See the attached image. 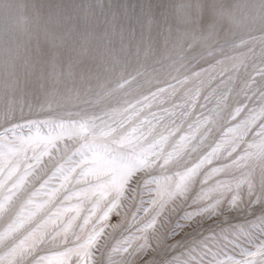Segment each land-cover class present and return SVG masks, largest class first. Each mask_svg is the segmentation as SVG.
I'll return each mask as SVG.
<instances>
[{
	"label": "snow or ice",
	"instance_id": "1",
	"mask_svg": "<svg viewBox=\"0 0 264 264\" xmlns=\"http://www.w3.org/2000/svg\"><path fill=\"white\" fill-rule=\"evenodd\" d=\"M15 7L0 264H264V0Z\"/></svg>",
	"mask_w": 264,
	"mask_h": 264
},
{
	"label": "bare ground",
	"instance_id": "2",
	"mask_svg": "<svg viewBox=\"0 0 264 264\" xmlns=\"http://www.w3.org/2000/svg\"><path fill=\"white\" fill-rule=\"evenodd\" d=\"M26 2V0H0V75L3 74L5 63L14 53L20 39V12L15 5ZM13 5L4 8L3 4Z\"/></svg>",
	"mask_w": 264,
	"mask_h": 264
},
{
	"label": "rangeland",
	"instance_id": "3",
	"mask_svg": "<svg viewBox=\"0 0 264 264\" xmlns=\"http://www.w3.org/2000/svg\"><path fill=\"white\" fill-rule=\"evenodd\" d=\"M135 2H136V0H132V3H135ZM113 222H115V220Z\"/></svg>",
	"mask_w": 264,
	"mask_h": 264
}]
</instances>
